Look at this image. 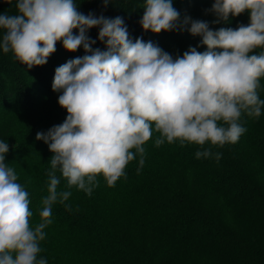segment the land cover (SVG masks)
I'll use <instances>...</instances> for the list:
<instances>
[{
	"label": "clouds",
	"instance_id": "obj_1",
	"mask_svg": "<svg viewBox=\"0 0 264 264\" xmlns=\"http://www.w3.org/2000/svg\"><path fill=\"white\" fill-rule=\"evenodd\" d=\"M103 2L106 6L109 0ZM16 9L14 15L0 14V47L28 69L45 65L58 41L69 52L83 47L90 54L55 70L52 90L62 93L58 104L68 115L62 124L36 134L53 155L48 195L35 227L29 194L6 165L9 146L0 141V264H47L37 256L44 229L53 222V205L65 204L72 188L91 196L100 175L114 186L137 155L142 168L144 145L154 132L159 134L157 147L165 142L223 147L246 131L239 123L242 113L258 118L264 108L258 91L264 50L254 54L264 49V0H214L210 11L218 17L215 23L249 14L247 26L215 31L206 21L181 20L172 0H146L143 30H187L206 46V51L190 48L175 59L152 42H133L121 17L84 15L74 0H17ZM94 27L107 50H93L96 41L87 32ZM195 155L219 160L221 154L203 148ZM57 170L67 190L58 191Z\"/></svg>",
	"mask_w": 264,
	"mask_h": 264
},
{
	"label": "trees",
	"instance_id": "obj_2",
	"mask_svg": "<svg viewBox=\"0 0 264 264\" xmlns=\"http://www.w3.org/2000/svg\"><path fill=\"white\" fill-rule=\"evenodd\" d=\"M17 0H0V14H17ZM78 12L95 17H121L129 38L152 42L173 57L190 48L206 51L201 37L187 30H143L140 20L146 0H74ZM214 0H172L173 7L193 20L206 21L211 30L236 29L249 24L247 12L217 21L210 10ZM79 30L74 29L73 35ZM99 28L87 36L93 50L105 51ZM4 33L0 31V41ZM262 50L257 48L254 54ZM83 47L64 49L62 41L43 66L28 69L0 47V141L9 146L5 163L13 168L29 194L32 225L40 222L41 201L48 195V172L53 153L37 132L62 124L68 113L58 104L62 93L52 90L55 70L71 59L83 57ZM259 96L264 99V78ZM222 123V122H221ZM246 131L234 144L211 148L208 158H196L203 148L179 142L155 146L145 143L140 157L129 162L125 176L109 187L102 175L91 196L72 188L65 204L52 207V224L44 229L37 259L47 264H264V108L258 118L242 113ZM134 151V150H133ZM140 169L137 172V169ZM58 191L67 181L57 170Z\"/></svg>",
	"mask_w": 264,
	"mask_h": 264
}]
</instances>
